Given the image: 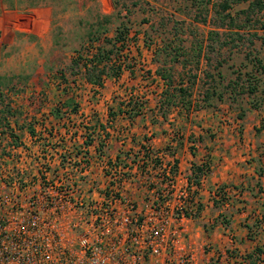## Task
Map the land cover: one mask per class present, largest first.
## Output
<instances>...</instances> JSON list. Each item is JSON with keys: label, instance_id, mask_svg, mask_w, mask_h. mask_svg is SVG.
Listing matches in <instances>:
<instances>
[{"label": "crops", "instance_id": "0c3cea01", "mask_svg": "<svg viewBox=\"0 0 264 264\" xmlns=\"http://www.w3.org/2000/svg\"><path fill=\"white\" fill-rule=\"evenodd\" d=\"M54 2L0 0L2 86L13 78L23 77L34 84L32 89L20 92L8 88L1 90L4 98L11 97L14 102L10 106L16 115L7 123L13 134L21 136L16 141L9 135L0 137L1 161L6 173L0 189L9 191V183L14 178L28 188L33 186V189H26L25 194L37 195L46 186H54L58 190L69 191L65 199L66 209L74 200L101 203L113 198L120 215L126 213L127 206L146 212L154 206L157 190L164 193L170 210L174 211L178 206L179 193L186 189L190 193L186 207L201 206L197 218L179 220L184 231L178 247L192 254L190 264H264V116L249 109L239 110V115L237 112L232 119V109L230 111L226 106L223 118L211 102L188 113L180 105L163 107V115L157 102L165 87L155 74L163 56L157 57L158 48L142 42L126 45L124 51L118 53L119 59L125 56L126 61H116V64H121L117 77L107 69V74L101 76L102 87L85 81L84 68H78L80 70L76 69V74H71L72 78L67 80L64 90L57 82V89L54 84L49 88L48 84L44 87L37 85L49 77L53 61L57 65L54 58L45 57L55 48L53 30L63 27V24L55 23V19L62 15L55 9ZM97 7L100 21L103 17H111V0H98ZM67 11L65 17L68 16ZM87 12L86 8L77 11L81 19ZM84 24L79 19L77 26L70 28L71 32ZM101 27L104 25L96 24L92 31H103ZM99 46L111 48L102 40L91 47L90 53ZM77 56L74 53L69 63ZM111 57L115 60L113 55ZM34 64H38L36 70L32 69ZM175 66H169L173 69L172 75L176 71ZM144 73L155 84L153 104V100L143 97V93L133 88L142 81ZM119 88L126 99L132 91L135 101L141 105L136 111L134 109L138 115L120 104L122 98L118 95L122 94L117 93ZM93 98L97 99L95 103H91ZM63 102L77 104V111L73 113L72 106H64ZM57 107L66 113L61 120L51 113ZM228 118L230 122L227 125L218 126L219 121ZM107 120L105 152L102 156L95 154L98 144L95 139L88 149V167L77 169L74 165L81 164L83 155H77L76 151L81 149L83 139L72 137L73 132L77 131L78 135L84 132L79 128L81 122L82 125H106ZM29 128L34 135L28 132ZM147 150L151 152L150 156L161 161L159 168H154L152 158L144 156L149 155ZM107 161L111 164L117 161V166L109 168ZM173 164V185L165 189L161 172L165 173ZM202 167L207 168L205 175L196 170ZM143 168L144 171L141 170ZM113 173L117 176L127 173L129 176L117 184V176ZM80 176L83 178L81 181L78 179ZM74 181L77 183L75 187ZM219 188L224 190L225 200L217 197ZM110 190L115 197L110 195L106 199L104 193ZM221 209L228 215L224 221L218 220L221 214L217 210ZM176 225L173 224V229ZM180 254L176 251L170 255L177 259Z\"/></svg>", "mask_w": 264, "mask_h": 264}, {"label": "rangeland", "instance_id": "374dc122", "mask_svg": "<svg viewBox=\"0 0 264 264\" xmlns=\"http://www.w3.org/2000/svg\"><path fill=\"white\" fill-rule=\"evenodd\" d=\"M262 1L264 2V0ZM250 2L252 0L231 3L230 8L222 12L219 7L221 0H111L113 11L111 17H103L100 21L96 12L98 0H55V9L62 16L56 18L57 22L55 20L54 22L63 24V27H56L53 30L55 48L53 51H49L50 53L45 57L47 59L54 58L57 65L55 66V61H53L54 64L49 72V77L44 79L42 87L48 84L47 87L49 88L51 84H54L53 87L57 89L59 84L56 85V82H59V73H65L67 80H71V64L69 63L71 56L74 53L85 56L88 48L91 50V47L97 46L100 41L106 38V35L113 37L117 28L125 26L129 30L127 46L142 42L147 46L157 47L160 54L159 58L162 55L161 48L167 45L170 48H181L180 53L183 56L179 60L185 59L187 61H185L184 67L181 63L173 64V66L176 65L174 75L177 76L176 80L183 83L192 94L191 100L195 107L193 111L204 106L202 102H198L201 99V94L207 88H212V81L207 77L208 74L212 78L214 77L213 86L223 95L221 100L216 96L210 100L218 115H222L224 118L225 108L228 106V110L232 109V111L230 110L233 113L232 119H235L237 112L239 115V110L243 112L249 109H253L258 112L257 114L264 116V45L261 40L264 38V6L262 10L257 7L251 8L252 11L249 13ZM2 3L7 5L5 1ZM85 8L88 12L81 19L77 11ZM66 11L68 16L65 17ZM79 19L85 24L71 32L70 28L73 25L77 26ZM96 24L104 25L106 31L101 27L103 31L93 32ZM57 28L59 29L57 30ZM210 32H217L216 41H207ZM97 38L100 41H97ZM212 38H215V35ZM208 44L213 46L212 51L207 48ZM199 47L201 50L198 53L196 50ZM195 48L196 50H194ZM40 59L42 58L40 57ZM218 64L220 65L219 68ZM169 66L170 63L167 64V67ZM37 67L38 64H34L32 69L36 70ZM218 72L223 79L218 78ZM143 76L142 81L133 88L143 93V97L153 100L151 101L153 104L155 103V91L152 89H154L155 84L148 80L145 73ZM187 82H192V84L188 83L187 85ZM236 82L240 84L239 87L237 86V90L246 89L249 85H256L258 91L249 97L244 94L235 95L232 91V84ZM228 84L231 87H226ZM33 86V82L25 77L23 79L13 78L6 86H1L0 90L3 91L8 88L20 92L26 88L32 89ZM119 92L122 95H118V98L123 99L125 93L121 88L118 89L117 93L119 94ZM95 99L93 98L91 103L97 100ZM186 99L188 100V98ZM4 101L11 104L13 99L6 97ZM82 104H86V102H82ZM229 118L218 120V126L220 124L227 125L230 122ZM7 133L8 131L4 135H8ZM2 171L3 166L0 159V173ZM221 210H217L221 214L218 220L224 221L223 218L228 215L224 210ZM136 212L141 218L153 219L154 217L149 213V209L146 212L140 210ZM176 213V210L172 211L170 218L172 221L177 218ZM173 224L170 225L171 230ZM75 233L77 235L82 234L80 229L76 230ZM209 249L211 248L209 247Z\"/></svg>", "mask_w": 264, "mask_h": 264}, {"label": "built area", "instance_id": "2783aa9c", "mask_svg": "<svg viewBox=\"0 0 264 264\" xmlns=\"http://www.w3.org/2000/svg\"><path fill=\"white\" fill-rule=\"evenodd\" d=\"M0 159L2 157L0 156ZM2 162V161H1ZM3 166V163H2ZM0 183L6 173H0ZM165 189L173 185L168 169ZM7 187V186H6ZM0 189V264H190L193 256L178 247L184 231L180 221L189 219L182 212L190 193H179L176 211L181 212L171 230L166 201L152 206L151 218H141L132 206L120 215L114 199L101 203L79 200L65 202L69 191L46 186L37 195L25 194L18 178ZM80 229L81 235L75 233ZM181 252L177 259L170 254Z\"/></svg>", "mask_w": 264, "mask_h": 264}, {"label": "trees", "instance_id": "16d2710c", "mask_svg": "<svg viewBox=\"0 0 264 264\" xmlns=\"http://www.w3.org/2000/svg\"><path fill=\"white\" fill-rule=\"evenodd\" d=\"M249 0H221V3L219 4V7L221 8L222 12L227 11L230 8V4L231 3H242V2H247ZM264 6V2L262 0H252V2H250L249 5V13L250 11H252L251 8L254 9V7H257L258 9L262 10ZM219 16L225 18V16H222L219 14ZM129 35V30L124 26V27H119L117 28L115 35L112 38H104L103 43L107 44V45H111V48L109 49H105L104 47L99 46L98 48H96L95 52L90 53V50H86L87 54L85 56H82L80 53H78L77 57L75 59H73L71 61V74H76L75 70L78 68H84L85 71V81L87 83H91L97 87H102V79L101 76L104 74H107V69L111 72L112 75H114L115 77L118 76L120 70H121V64H116V61H120L122 63L126 61V57L122 56V59H119L120 57L118 56V53L123 51L126 47L127 44V38ZM213 35H215V38H212ZM217 32H210L209 37L207 38V41H216L217 38ZM97 41H100L98 38L96 39ZM262 40V44L264 45V38H261ZM207 48L211 51L214 49L213 46L211 45H207ZM196 50V48L194 49ZM201 50V48L199 47L196 51ZM161 53H162V60L160 62L159 67L155 70V74L156 76L163 82L164 84V90L160 93V98L157 102V105L159 106V111L164 115L165 113L163 112V107L169 108V107H177V105H180L181 107H183L186 111V113H188L190 110H193L195 107L193 106V102L191 100L192 94L188 91V89H186V86H184L183 83H179L178 80H176L174 78V75H172V68L171 67H167V64L170 63L171 65L174 63H181L183 64V67L185 66L184 63L186 64L185 59L183 60H179L181 56H183L182 53H180L181 48H170L169 45L165 46L164 48H161ZM115 58V60L112 59V56ZM158 54H156V56L158 57ZM156 59V58H155ZM158 60V58H157ZM108 64H110V66L108 67ZM102 65V68H100L99 66ZM220 67V65L218 64V68ZM80 70V69H78ZM264 70V69H263ZM75 71V72H74ZM218 78L219 79H223V77L221 76V74L218 72ZM206 76V75H205ZM59 86L62 87V90L65 89L66 85H67V78H66V74L65 73H59ZM207 77L210 78V80L212 81V88H207L202 94H201V99L198 102H202L204 105H210V100L213 97H217L219 100L222 99V93L217 91L216 87L213 86V83H215V79L213 80L211 75L207 74ZM196 79V76L194 77ZM2 80L0 79V88L1 86L4 84L3 82H1ZM192 82H194V80H192ZM192 82H187L191 83ZM43 81L41 83H37V85H42ZM194 84V83H193ZM232 91L233 94L235 95H246V96H251L257 93L258 91V87L256 85H249L246 89H240L237 90V86L239 87L240 84H238L237 82L235 84H232ZM226 87H231L229 84ZM225 89V87H224ZM228 89V88H227ZM237 91V92H236ZM130 96L127 97L126 96L123 97V101L121 100L120 104L121 105H125L126 107H128L130 109V112H133L134 109L136 111V108L138 106H141L138 102L135 101L134 96L132 91L129 93ZM188 98V100L186 99ZM4 97L3 94L0 90V137L2 135L5 134L6 131H8V135L12 138L15 139V141L18 139V136H21L20 134H13V130L10 128L9 124L7 123L9 121V118L14 117L16 114L15 112L11 109L10 103H6L4 101ZM190 99V100H189ZM64 106L66 104V106L71 105L72 109L71 111L74 113L77 111L78 109V105L77 104H72L71 102H63L62 103ZM197 107V106H196ZM62 108H54L52 109L51 113L56 116L59 120H61L64 116H66V113L61 111ZM134 111V115H138L136 112ZM109 120V119H108ZM107 120L106 125L105 124H84L82 125V122L79 126V128L83 129V133L78 135L77 131L73 132L72 137H80L82 138V142H81V149L76 151L77 155H83V161H81V164L83 166H81V164H77L75 163V167H77V169L80 170H84V168L88 167L89 162H90V157L88 156L89 151V147L92 145L93 141L95 139L98 140V144L97 147L95 148V154L97 156H102L104 151V147L106 146L105 144V139L108 138V133L105 131V129L107 127H109V122ZM98 122V121H97ZM17 127V125H16ZM102 132V134L100 132ZM28 132L31 133V135H34V131L32 129H28ZM17 144H15L16 146ZM148 154L144 155L147 158H152V163L154 165V168H159L161 166V161L158 160L157 158H153L152 156H150V151L147 150L146 151ZM81 166V168H80ZM107 166L110 167H114L117 166V161L114 162V164H111L110 161H107ZM48 169V168H47ZM142 171L145 170V168L141 169ZM175 170V166L174 164L170 167V169L168 170L169 175L172 176V174L174 173ZM197 172H199L201 175H205L207 172V168H197L196 169ZM41 173V172H40ZM113 175H115V173H113ZM117 176V175H115ZM129 175L127 173L125 174H121L120 176H117V184L120 183V181H122V179L127 178ZM42 179H44L43 177H41ZM78 179L81 181L83 178L80 176L78 177ZM166 179L165 173L161 172V181L164 182V180ZM195 184L197 185V183L195 182ZM77 186L76 181H74V187ZM105 197L106 199L109 198L110 195H114L115 194L112 190L110 191H106L105 193ZM217 197H220L221 199L225 197L224 195V190L222 188H219L217 190L216 193ZM166 202V197L164 195V193H162L160 190H157L155 192V200L153 205L155 207L157 206H162L164 203ZM194 209V212L192 211V213L187 212V210H184L182 213L189 218H197L200 214L201 211V206L200 205H196ZM181 214V212H177L176 215L179 216ZM250 229V227H248ZM251 231V230H250ZM214 264H218V262L214 263Z\"/></svg>", "mask_w": 264, "mask_h": 264}]
</instances>
